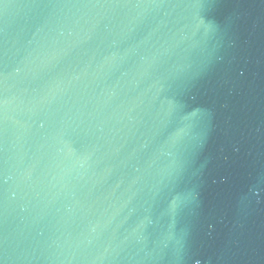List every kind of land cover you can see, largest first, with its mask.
<instances>
[{"label": "water", "instance_id": "95a60500", "mask_svg": "<svg viewBox=\"0 0 264 264\" xmlns=\"http://www.w3.org/2000/svg\"><path fill=\"white\" fill-rule=\"evenodd\" d=\"M0 264H264V0H0Z\"/></svg>", "mask_w": 264, "mask_h": 264}]
</instances>
